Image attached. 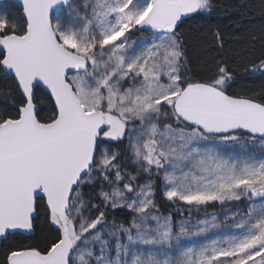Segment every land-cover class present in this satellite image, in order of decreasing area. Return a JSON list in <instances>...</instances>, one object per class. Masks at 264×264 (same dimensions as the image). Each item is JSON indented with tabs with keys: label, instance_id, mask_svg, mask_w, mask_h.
<instances>
[{
	"label": "snow or ice",
	"instance_id": "obj_1",
	"mask_svg": "<svg viewBox=\"0 0 264 264\" xmlns=\"http://www.w3.org/2000/svg\"><path fill=\"white\" fill-rule=\"evenodd\" d=\"M17 3L0 12V264H264V88L234 90L238 70L264 76V35L230 58L211 31L221 54L194 72L180 26L213 0Z\"/></svg>",
	"mask_w": 264,
	"mask_h": 264
},
{
	"label": "trees",
	"instance_id": "obj_2",
	"mask_svg": "<svg viewBox=\"0 0 264 264\" xmlns=\"http://www.w3.org/2000/svg\"><path fill=\"white\" fill-rule=\"evenodd\" d=\"M213 9L210 14L193 15L184 20L181 30L188 39L187 55L191 62L194 72L199 68L207 55H219L221 49L211 44V52L206 53L200 45L202 36L210 37L211 31L218 29L224 36V47L222 53L225 56L233 57L234 53L243 55L251 47L252 37L264 35V0H213ZM0 12L18 13L19 6L10 1H0ZM257 54L259 53V43L256 44ZM234 90L242 88L254 89L259 91L264 88V76L259 74L252 76L239 71ZM2 83V82H0ZM159 200V197H158ZM169 204L161 202V210L168 209ZM235 205L209 206L205 210L223 211L233 208ZM204 210V209H203ZM116 218L118 223L127 224L128 215L124 211L109 213V219ZM47 229L41 232L38 228L37 237L42 238L46 235ZM13 240L9 237L7 241H2L0 246V260H3L4 250L7 244Z\"/></svg>",
	"mask_w": 264,
	"mask_h": 264
},
{
	"label": "rangeland",
	"instance_id": "obj_3",
	"mask_svg": "<svg viewBox=\"0 0 264 264\" xmlns=\"http://www.w3.org/2000/svg\"><path fill=\"white\" fill-rule=\"evenodd\" d=\"M136 37H133V39H135ZM129 170H131V169H129ZM141 183L143 182L142 180L140 181ZM172 206L171 205H169V207L168 208H171ZM228 210V209H227ZM227 210H223V211H219V210H215V211H208V210H203V209H201L200 210V213H199V215H196V213L194 212L193 213V217H194V219H203V218H205V212H207V213H209V214H211V213H217L218 215L219 214H221V213H223V212H225V211H227ZM180 217H176V219H179ZM219 218L220 219H223V216L222 215H220L219 216ZM109 222H111V220L109 219Z\"/></svg>",
	"mask_w": 264,
	"mask_h": 264
},
{
	"label": "water",
	"instance_id": "obj_4",
	"mask_svg": "<svg viewBox=\"0 0 264 264\" xmlns=\"http://www.w3.org/2000/svg\"><path fill=\"white\" fill-rule=\"evenodd\" d=\"M0 1H10V2L18 5L17 0H0ZM1 243H2V240H0V246H1Z\"/></svg>",
	"mask_w": 264,
	"mask_h": 264
}]
</instances>
